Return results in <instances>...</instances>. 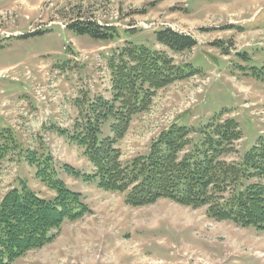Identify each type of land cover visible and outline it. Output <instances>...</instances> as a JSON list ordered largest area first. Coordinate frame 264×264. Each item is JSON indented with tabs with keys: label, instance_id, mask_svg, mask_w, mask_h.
I'll return each mask as SVG.
<instances>
[{
	"label": "rangeland",
	"instance_id": "rangeland-1",
	"mask_svg": "<svg viewBox=\"0 0 264 264\" xmlns=\"http://www.w3.org/2000/svg\"><path fill=\"white\" fill-rule=\"evenodd\" d=\"M84 22L116 34L100 41L68 29ZM164 28L190 35L196 46L174 54L157 45L154 33ZM127 44L162 51L199 73L157 91L149 110L133 118L118 144L123 165L145 155L173 122L198 128L223 111L242 133L227 161L264 136V82L249 70L264 65V0H0V127L12 128L25 148L44 145L60 179L90 209L12 264H264V232L168 200L132 208L124 194L85 182L91 164L57 128L71 133L75 101L110 98L108 62ZM32 175L9 155L0 163V199L19 179L51 198Z\"/></svg>",
	"mask_w": 264,
	"mask_h": 264
},
{
	"label": "trees",
	"instance_id": "trees-1",
	"mask_svg": "<svg viewBox=\"0 0 264 264\" xmlns=\"http://www.w3.org/2000/svg\"><path fill=\"white\" fill-rule=\"evenodd\" d=\"M68 29L100 41L112 39L117 30L91 22L73 23ZM154 37L157 45L174 54L190 51L197 44L190 35L170 28L156 31ZM108 68L110 98L75 101L78 114L71 133L57 128L91 164L93 174L85 182L97 180L99 189L124 194L125 204L132 208L168 200L193 210L206 208L207 217L215 222L264 232V136L237 161H227L242 133L236 120L225 117L228 111H223L198 128L173 122L152 140L145 155L123 165L118 144L133 118L149 110L157 91L199 71L189 64L176 65L164 52L142 44L125 45L109 60ZM249 70L264 82V65ZM9 155L25 163L33 179L53 196H39L24 179L3 195L0 264H12L43 248L57 238L65 223L90 214L81 194L60 179L44 145L25 148L12 128L0 127V163ZM61 170L74 176L78 173L66 165Z\"/></svg>",
	"mask_w": 264,
	"mask_h": 264
}]
</instances>
